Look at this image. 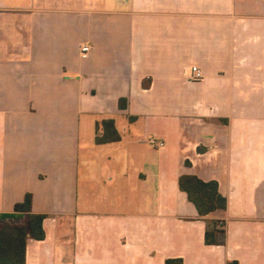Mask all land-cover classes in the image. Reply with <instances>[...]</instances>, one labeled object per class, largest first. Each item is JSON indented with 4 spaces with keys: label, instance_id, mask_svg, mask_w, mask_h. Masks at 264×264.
Here are the masks:
<instances>
[{
    "label": "crops",
    "instance_id": "crops-1",
    "mask_svg": "<svg viewBox=\"0 0 264 264\" xmlns=\"http://www.w3.org/2000/svg\"><path fill=\"white\" fill-rule=\"evenodd\" d=\"M184 174L227 209L201 217ZM28 194L25 264H264V0H0V222Z\"/></svg>",
    "mask_w": 264,
    "mask_h": 264
},
{
    "label": "trees",
    "instance_id": "trees-1",
    "mask_svg": "<svg viewBox=\"0 0 264 264\" xmlns=\"http://www.w3.org/2000/svg\"><path fill=\"white\" fill-rule=\"evenodd\" d=\"M128 100H120V108L127 107ZM133 120V118H131ZM95 143L106 145L121 141L122 136L118 131L115 120L107 118L96 122ZM179 186L188 195L201 217H206L218 210H226L228 200L219 191L217 181H203L195 175H181ZM15 211L24 214L21 222H0V264H25L26 248L30 239L43 240L45 231L43 221L45 215L32 212V197L28 194L25 200L15 205ZM208 245L221 244L224 241V229L217 225H209L206 232ZM166 264H183L180 259H170ZM228 264H238L233 261Z\"/></svg>",
    "mask_w": 264,
    "mask_h": 264
},
{
    "label": "built area",
    "instance_id": "built-area-1",
    "mask_svg": "<svg viewBox=\"0 0 264 264\" xmlns=\"http://www.w3.org/2000/svg\"><path fill=\"white\" fill-rule=\"evenodd\" d=\"M92 49L93 47L90 44H85L84 46L81 47V52L83 54H88L92 51ZM188 78L190 80L199 81L203 79V73L198 67L194 66L191 68ZM148 142L150 145L154 146L155 148H163L165 146V142L163 140L156 138H150Z\"/></svg>",
    "mask_w": 264,
    "mask_h": 264
}]
</instances>
